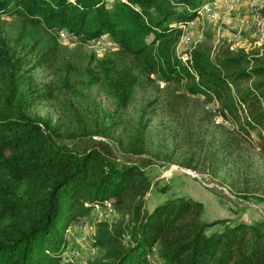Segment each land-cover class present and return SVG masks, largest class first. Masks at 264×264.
Returning <instances> with one entry per match:
<instances>
[{"label":"trees","instance_id":"1","mask_svg":"<svg viewBox=\"0 0 264 264\" xmlns=\"http://www.w3.org/2000/svg\"><path fill=\"white\" fill-rule=\"evenodd\" d=\"M212 0H0V18L17 17L48 33L38 59L51 67L62 48L60 31L86 41L107 35L120 53L110 63L125 106L138 84L135 71L154 75L184 93L215 105V113L232 132L256 137L264 154V67L249 68L251 58L229 48L213 54L210 43L193 50L184 62L177 55L181 26L196 18ZM2 48H6L4 45ZM9 79L14 65L4 53ZM129 60L127 64L126 61ZM125 60V61H123ZM14 70V71H13ZM13 72V73H12ZM46 84L29 87L35 100H50ZM3 101V96H0ZM14 89L0 105V264H60L66 231L109 201L127 222L97 225L94 247H102L99 264H264V224L206 221L202 202L191 197L167 200L146 209L152 183L145 170L154 158L134 147L133 162H118L111 144L78 136L67 146L39 120L24 116ZM217 226V229L211 232Z\"/></svg>","mask_w":264,"mask_h":264},{"label":"rangeland","instance_id":"2","mask_svg":"<svg viewBox=\"0 0 264 264\" xmlns=\"http://www.w3.org/2000/svg\"><path fill=\"white\" fill-rule=\"evenodd\" d=\"M106 2L109 4L110 0ZM200 26L203 43L211 44L214 55L230 50L231 35L227 29L209 21H202ZM47 39L48 33L42 27L17 17L0 18L3 109L14 89L17 97L26 101L22 105L24 116L39 120L40 125L67 146L76 144V137L91 134L95 141L110 143L121 163L137 160L131 151L135 146L140 148L157 162L145 170L152 183L146 196L148 211L167 200L191 197L204 204L206 221L264 224V154L256 147L254 134L248 138L243 133H233V126L215 113L214 104L139 70L135 71L138 84L131 88L126 105L119 106L116 94L123 89L117 88L112 77L115 67L113 72L112 63L108 71L97 65L100 60L113 59L116 64L121 61L109 37L103 42L100 38L86 41L57 35L62 50L59 61L51 67L38 59ZM3 40L6 48H2ZM200 44L179 46L177 55L191 59L190 54ZM5 51L14 65L12 79L5 77L8 71L5 58H1ZM245 54L252 60L249 68L264 67V47ZM255 80L262 81L264 76ZM46 84L52 89L48 93L50 100L32 99L29 87L40 90ZM127 220V215H118L114 209L109 213L103 203L73 224L74 235L68 238L80 249L82 264L105 262L102 247H96L95 256L89 253L99 223L115 226ZM217 229L222 226L211 232ZM150 260L152 264H161L154 256Z\"/></svg>","mask_w":264,"mask_h":264},{"label":"built area","instance_id":"3","mask_svg":"<svg viewBox=\"0 0 264 264\" xmlns=\"http://www.w3.org/2000/svg\"><path fill=\"white\" fill-rule=\"evenodd\" d=\"M108 5L111 7L113 2L110 0ZM202 21L220 24L221 28L227 29L231 35L230 50L233 52L249 53L250 49L264 47V0H212L199 10L194 20L181 26L178 47L188 48L203 43L204 36L200 32ZM58 36L63 38L72 35L63 30ZM99 38L104 42L108 36L102 35ZM181 59L185 61L182 57ZM104 204L107 211L113 213L111 203L105 201ZM71 227L66 231L67 243L60 264H82L80 249L68 238V235L69 237L74 235ZM89 253L95 256L97 248L92 246Z\"/></svg>","mask_w":264,"mask_h":264}]
</instances>
